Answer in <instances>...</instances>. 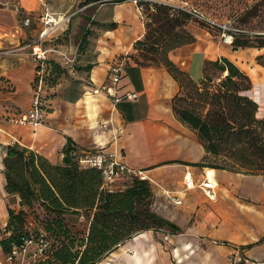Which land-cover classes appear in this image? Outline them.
<instances>
[{
  "label": "trees",
  "instance_id": "trees-1",
  "mask_svg": "<svg viewBox=\"0 0 264 264\" xmlns=\"http://www.w3.org/2000/svg\"><path fill=\"white\" fill-rule=\"evenodd\" d=\"M92 1L95 0L86 2ZM138 3L143 6L142 13L147 11L148 19L143 35L133 42L138 52L132 55L134 62L149 66L162 55L166 69L179 83L178 92L183 88L181 80L186 79L200 102L209 106L205 112L181 107L178 92L171 99L175 118L196 134L205 151L201 161L189 164L264 175V118L256 116L257 103L245 94L252 87L248 74L221 56L206 60L202 77L193 80L168 57L173 48L194 40L185 27L189 20H194L192 16L185 12L174 15L172 6L162 2ZM261 3L264 0L252 5L243 19L256 16ZM202 25L213 28L219 35L229 34L231 46L263 50L256 61L264 66V30L251 35L238 25L230 24L225 31ZM116 26V22H111L108 28ZM176 27L183 33L161 39ZM85 40L83 35L78 46ZM211 70L219 74L217 83H213ZM46 78L47 84L49 77ZM66 139L64 156L58 163L16 141L4 145L1 157L4 191L8 196L16 195L19 204L17 210L9 202L6 205L8 218L0 234L4 252L11 251L13 246L22 247L27 238L35 240L42 235L47 248L32 264H97L142 231H180L176 223L153 208L154 194L147 179L133 176L123 187L107 185L99 169L79 163L73 152L82 148L70 136ZM208 154L220 158L221 163H207ZM70 215L77 220L68 219Z\"/></svg>",
  "mask_w": 264,
  "mask_h": 264
},
{
  "label": "crops",
  "instance_id": "crops-1",
  "mask_svg": "<svg viewBox=\"0 0 264 264\" xmlns=\"http://www.w3.org/2000/svg\"><path fill=\"white\" fill-rule=\"evenodd\" d=\"M19 1L20 7H24V1ZM150 1L167 2L165 0ZM96 3L95 16H100L96 18L100 25L97 45L91 54L84 52L78 54V59L76 57V62L73 65H77V70L73 75L75 79H72L67 85L65 82L59 81L51 87L58 93L49 99L51 103L49 106L52 110H49L45 122L37 126L4 125L6 133H2L0 137V228L5 225L8 218L6 207L8 202L4 191L5 180L1 157L4 154V145L11 142L12 137L16 142L44 155L52 163L62 161L67 136H70L74 143L83 149L111 148L116 143L117 146L124 149V161L131 167L142 169L147 174L149 181L158 185L159 182L168 184V176L173 173L176 174L174 177L176 184L184 182L182 175L184 177L186 171H190L193 181L197 182L201 179L204 180L205 175L207 176L209 168L189 164L201 161L205 154L196 134L188 128L195 138L192 141L186 140L182 137H176V131L165 126L167 122H171L176 127L183 125L175 118L171 104L172 97L179 90V83L166 68L137 65L129 56L122 57L125 64L117 92L121 94L136 91L139 96L133 101L122 99L114 103L111 97L107 95L108 72L113 63L112 57L118 51L116 47L120 45L122 48H126V52L133 50V42L143 35L144 25L140 19L142 13L132 0H98ZM120 6H125L126 10H121ZM105 8L107 11L104 12ZM4 10L6 9L0 5V15L8 14L15 17V12L7 13ZM111 22L117 23L113 29H109L107 26ZM199 23L195 20H189L185 25L194 37L192 42L177 46L168 52L169 59L178 68L188 73L193 80H199L202 77V68L206 60H215L221 56L232 60L224 54L209 55L207 53L208 45L217 43V35L210 33L205 26ZM2 27L0 22V29ZM10 39L5 37L0 40V45ZM101 42L110 43L113 48L104 51ZM239 48L256 49L258 54L263 51L254 47H238L233 50ZM256 64L259 69H264V66L257 61ZM32 68L33 64L27 54L23 52L6 54L5 51H0V111L8 110L19 113L28 109L32 96ZM240 68L244 70L242 67ZM248 76L252 81L251 76L249 74ZM245 94L257 103L256 116L264 118V81H252V87ZM167 97L170 102L168 105L164 102ZM103 123H107V129L102 128ZM156 136L157 138L162 137L166 145L184 140V145L188 151L182 155L178 153L168 156L152 155L149 157L150 160L141 162L140 157L144 154L141 148L153 142ZM213 170L214 180L216 178L217 182H215L218 185V189L214 187L215 197L217 191L225 193L239 190L243 195L251 198L256 195L259 200L249 199L252 205H256L255 209L260 210L262 214L251 216L250 225L253 228L246 230V233L238 232L237 227L243 224L239 223L237 219L231 216H221L218 219V225L222 227L221 231L214 229L210 233L213 236L209 238L207 236L210 234H206L205 240L207 241H204L208 242L206 246L216 244L224 248L225 255L220 259L215 258V261H219L220 264H228L226 260L228 255L236 250L242 253L243 264H264L263 175L242 174L226 169ZM112 186L116 187L114 183ZM190 186H192L191 183ZM188 189L184 187L181 190L182 195L173 196L181 199L182 203L183 196L186 194L185 191ZM152 191L154 194L153 205L158 208L161 205V200L157 197L153 187ZM12 198L13 202L10 205L16 210L19 209L18 197L14 195ZM229 200L233 203L231 199ZM163 216L170 220L167 215ZM67 218L77 220L74 215L67 216ZM163 235L168 236L167 240H163ZM188 236L187 231L170 233L145 230L128 239L120 247L131 250L132 246L135 245V249L139 253L143 249L147 251L150 249L149 246L155 247L157 244L161 246L164 244L165 247L176 245L177 248L184 249L188 246L187 242H184L188 241ZM3 252L0 246V254ZM16 264H28L27 256L24 258L19 256Z\"/></svg>",
  "mask_w": 264,
  "mask_h": 264
},
{
  "label": "rangeland",
  "instance_id": "rangeland-1",
  "mask_svg": "<svg viewBox=\"0 0 264 264\" xmlns=\"http://www.w3.org/2000/svg\"><path fill=\"white\" fill-rule=\"evenodd\" d=\"M19 9L17 11L6 9L7 13L15 12V17L8 14L0 15V22L3 27L0 29V40L5 37L11 38L6 40V43L0 45V51H5L6 54H15L23 52L27 54L33 64V77L36 70L37 61L33 55L34 49L40 48L46 50L45 54L48 57L50 63L47 66L48 81L45 87V97L48 105H51L49 99L57 94L58 91H54L51 87L59 81H63L66 85L74 78L76 66L73 68L65 65L61 60L57 52L52 49H60L70 54H75L77 59L79 53L87 52L91 54V51L95 49L100 35V25L95 16L96 1L87 3V0H23L24 7H20L19 0H12ZM169 3L181 5L187 2L189 5L197 8L202 13L215 18L221 23H225L230 26L238 25L249 32L251 35H256L264 30V3H261L256 16L248 17L247 20L243 19V15L247 10L258 2V0H165ZM166 2V3H167ZM164 3V2H162ZM87 5V6H86ZM27 9H26V8ZM121 10H126L125 6H120ZM104 9V12L107 11ZM172 13L185 12L179 9H173ZM186 13V12H185ZM110 14V12H109ZM93 17V18H91ZM28 19V22H26ZM51 19V20H50ZM144 25L147 21V11L142 13L140 18ZM202 25V23H199ZM109 25V24H108ZM107 25V26H108ZM104 28V27H103ZM206 29L210 33H215L217 36V43L208 45L209 55L224 54L234 60L240 67H242L252 78V81H264V69H259L256 64L255 56L258 54L256 49H238L233 50L230 42H227L222 34L215 32L213 28ZM177 33H183V30L176 27L170 33L165 34L161 39L168 40L178 35ZM85 35L86 40L81 42L78 46L80 39ZM18 38V40H15ZM104 46L103 50L107 51L112 47L110 43L101 42ZM90 50V52H89ZM117 53L112 57V61H118L122 57L129 56L133 60L132 55H137V51L129 50L126 52V48H122L120 45L116 47ZM133 51V52H131ZM92 56V55H91ZM162 55L159 56V61L149 66H162L166 68ZM127 62V61H126ZM57 66L56 68L54 67ZM53 66V67H52ZM55 68V69H54ZM56 70V71H55ZM57 72V77H56ZM214 81L217 83V76L219 75L216 70H211ZM183 88L178 92V105L181 107H193L198 110H205L209 107L200 102V99L193 90L192 84L186 79H182ZM213 85V84H211ZM165 104H169V98L164 99ZM49 110H52L49 108ZM167 122V121H166ZM164 125V124H163ZM179 125V124H178ZM27 126V125H18ZM167 128H172L176 137H182L186 140H194V134L186 128L184 125L176 127L171 122L165 124ZM108 127V125H107ZM141 143V142H140ZM107 148L108 151H116L120 160L124 161L123 148L117 146L115 143L111 148ZM143 155L140 157L141 162L150 160L152 155L168 156L173 154H184L187 150L184 145V140H178L172 143V145L165 144L162 137L155 138L153 142L141 148ZM207 163L220 164L222 160L213 155L208 154L205 158ZM125 162V161H124ZM142 170V169H141ZM176 174L168 176L169 183L162 184L159 182L155 184L150 182L151 188L156 190L157 197L161 200V205L153 208L161 215H167L171 221L176 223L180 227L181 232H188V241L186 248H177V246H167L164 244H157L155 247L149 246L147 251L143 249L140 253L135 249V245L132 249L125 250L123 247H118L115 251L106 256L99 263L107 262L108 264H220L219 261H215V258L223 257L225 254L224 248L216 244L212 246H206L207 241L206 234L212 233L214 229L221 231L218 225L219 218L221 216H231L242 226H238L239 233H246V230L252 229L251 216L254 214H262L260 210H256V205L251 204V200H259L256 195L253 198L246 197L239 190L232 192H218L214 199L209 198L203 188L202 179L200 181H194V186L185 191L182 203L176 204L171 198L173 195H182L181 190L184 189L185 184L174 183V177ZM241 177V176H238ZM182 175V180H183ZM264 178V175H263ZM126 178L116 179L113 183L116 187L125 186L128 181ZM195 180V179H194ZM216 181V178H215ZM217 182V181H216ZM178 185V187H176ZM218 189V185L215 186ZM167 190V191H165ZM165 191V192H164ZM181 197V196H180ZM225 198V200H223ZM251 200H250V199ZM231 199L233 203L230 202ZM6 201L12 204V196L6 194ZM264 206V203L263 205ZM213 234L207 236L212 237ZM163 240L164 235H163ZM219 244V243H218ZM143 246V245H142ZM143 248H145L143 246ZM155 248V249H154ZM135 249V250H134ZM138 254V255H137ZM228 264H243L244 257L240 251H235L227 257ZM226 264V263H225Z\"/></svg>",
  "mask_w": 264,
  "mask_h": 264
},
{
  "label": "built area",
  "instance_id": "built-area-1",
  "mask_svg": "<svg viewBox=\"0 0 264 264\" xmlns=\"http://www.w3.org/2000/svg\"><path fill=\"white\" fill-rule=\"evenodd\" d=\"M137 4L138 10L142 13L143 6L138 3L139 0H132ZM166 3V2H164ZM172 6L173 9H179L190 14L192 18L200 23H203L209 27H219L223 31L229 30L230 26L217 21L215 18H212L197 8L189 5L187 2H184L181 5L166 3ZM0 5L4 9H10L17 11L19 7L12 0H0ZM28 22V19L27 21ZM227 42H231V36L225 32L222 33ZM57 52L60 56V60L68 67L73 68L74 63L76 62V55L70 54L60 49H52ZM46 50H41L40 48L34 49L33 55L37 61L35 74L32 80V96L29 107L24 112L14 113L8 110L0 111V137L2 133H6L4 125H30L37 126L45 122L50 106L47 103L45 97V87H46V77L47 66L49 64L48 57L45 54ZM124 67V60L120 59L118 61H113L110 65L108 72V86L106 87V93L111 97L112 101L118 102L122 99L127 100H136L139 96V93L136 91L125 92L119 94L117 92V86L120 81L121 73ZM103 129H107V123L102 124ZM15 139L12 137L11 142H14ZM80 164L96 167L101 171L102 178L105 184L112 185V183L119 178L130 179L133 176H137L140 179H147V174L141 170L131 167L126 162L120 160L117 156L116 151H108L107 148L99 149H75L73 152ZM184 184L187 188H190L194 185L193 177L190 171L184 173ZM190 183L192 186H190ZM202 188L205 194L209 198L215 197L214 187L216 184L212 183L207 179L205 175L204 180L202 181ZM173 202L176 204L181 203V199L177 197L172 198ZM2 228H0V234ZM168 236L164 235V239H167ZM47 248V242L40 235L35 240L33 238H27L24 242V245L20 248L13 246L11 251L3 252L0 254V264H16L17 258L22 256L24 258L27 256L28 264H32L35 259L44 252Z\"/></svg>",
  "mask_w": 264,
  "mask_h": 264
},
{
  "label": "bare ground",
  "instance_id": "bare-ground-1",
  "mask_svg": "<svg viewBox=\"0 0 264 264\" xmlns=\"http://www.w3.org/2000/svg\"><path fill=\"white\" fill-rule=\"evenodd\" d=\"M50 20H51V19H50ZM226 41H229V40H226ZM207 176H208L207 179H209L210 182L216 184V182H215V180H214V170H213L212 168H209V169H208ZM134 250H135V249H134ZM137 255H138V254H137ZM97 264H101V263H97ZM102 264H108V263H107V262H104V263H102Z\"/></svg>",
  "mask_w": 264,
  "mask_h": 264
},
{
  "label": "water",
  "instance_id": "water-1",
  "mask_svg": "<svg viewBox=\"0 0 264 264\" xmlns=\"http://www.w3.org/2000/svg\"><path fill=\"white\" fill-rule=\"evenodd\" d=\"M238 47L234 46L233 49H237Z\"/></svg>",
  "mask_w": 264,
  "mask_h": 264
}]
</instances>
